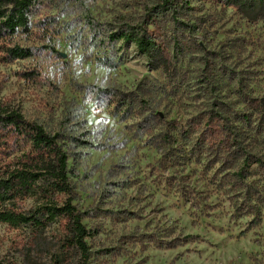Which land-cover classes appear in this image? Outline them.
<instances>
[{
	"label": "rangeland",
	"instance_id": "374dc122",
	"mask_svg": "<svg viewBox=\"0 0 264 264\" xmlns=\"http://www.w3.org/2000/svg\"><path fill=\"white\" fill-rule=\"evenodd\" d=\"M155 1L41 0L29 33L11 42L32 56L0 64V101L52 133L89 143L69 152L76 154L69 160L72 204L90 235L88 264H264V176L256 166L236 184L235 169L214 163L205 151L182 142L155 149L136 120L117 117L98 92L164 89L170 99L155 98L156 110L178 126L198 122L215 99L264 97V8L244 13L190 0L201 22L191 52L177 56L181 82L171 92L162 71L131 44L83 51L88 23L108 30L122 19H138ZM105 57L113 68L103 65ZM28 72L36 77L22 79ZM205 73L212 96L204 92ZM54 200L61 205L64 197ZM19 206L28 210L34 200ZM61 231L51 224L29 238L0 224V261L77 264L59 248Z\"/></svg>",
	"mask_w": 264,
	"mask_h": 264
},
{
	"label": "trees",
	"instance_id": "16d2710c",
	"mask_svg": "<svg viewBox=\"0 0 264 264\" xmlns=\"http://www.w3.org/2000/svg\"><path fill=\"white\" fill-rule=\"evenodd\" d=\"M213 1L244 13L264 8V0ZM40 3L41 0H0V64L10 65L32 56L30 49L11 42L29 33L33 12ZM194 12L190 0H156L138 19H122L108 30L88 23L89 37L82 41L83 51L99 54L106 44H131L153 69L162 71L166 87L172 92L181 82L177 56L191 52L192 32L200 26L201 19ZM108 61L105 57L103 65L113 68ZM34 75L28 72L21 78L30 80ZM204 78L202 84L207 90L203 91L211 95L210 73ZM98 92L117 117L136 120L138 132L153 148L165 150L182 142L193 150L205 151L214 163L235 169L232 176L236 184L249 177L253 166L264 176V97L241 93L240 102L215 99L198 122L178 126L166 122L156 110L155 98L170 99L164 89L139 86L125 92L105 87ZM238 105L242 109H237ZM88 146L81 137L50 132L0 101V224L29 238H38L51 224H57L62 230L59 248L63 255L70 252L76 256L77 264H88L90 235L82 224V214L72 204L69 160L76 154L69 152ZM55 195L64 197L61 205L54 200ZM27 200H34V206L23 210L19 204ZM0 264L15 263L3 259Z\"/></svg>",
	"mask_w": 264,
	"mask_h": 264
}]
</instances>
